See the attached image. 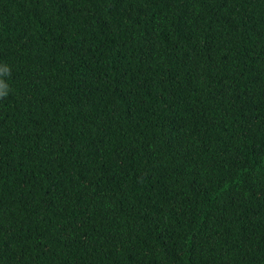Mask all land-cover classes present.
<instances>
[{"label": "trees", "instance_id": "16d2710c", "mask_svg": "<svg viewBox=\"0 0 264 264\" xmlns=\"http://www.w3.org/2000/svg\"><path fill=\"white\" fill-rule=\"evenodd\" d=\"M0 264H264V0H0Z\"/></svg>", "mask_w": 264, "mask_h": 264}]
</instances>
